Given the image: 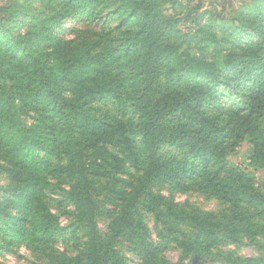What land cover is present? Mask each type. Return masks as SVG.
Segmentation results:
<instances>
[{
  "label": "trees",
  "instance_id": "16d2710c",
  "mask_svg": "<svg viewBox=\"0 0 264 264\" xmlns=\"http://www.w3.org/2000/svg\"><path fill=\"white\" fill-rule=\"evenodd\" d=\"M169 1L67 0L68 32L79 23L114 22L108 32L72 39L56 32L64 27L59 4L37 13L27 2L21 12L6 10L0 19V174L7 179L0 186V248L24 245L46 254L39 256L50 261L45 264H129L117 249L125 240L140 264H193L183 260L213 256L225 243L252 235L260 250L253 264H264V182L227 165L228 152L248 136L251 162L264 167V0L249 9L260 20L241 16L240 24L214 26L197 19L191 33L168 12ZM24 13L30 24L15 32ZM248 26L246 36L240 28ZM231 88L232 103L213 111ZM32 111L39 116L29 124ZM162 186L197 191L225 206L213 212L179 205L155 191ZM49 193L74 208L84 237L74 256L50 257L67 228L59 225ZM100 206L109 219L106 233ZM254 210L261 220L253 219ZM146 212L159 223L162 242L148 239ZM183 226L192 227L190 234ZM173 241L181 248L176 262L161 254Z\"/></svg>",
  "mask_w": 264,
  "mask_h": 264
},
{
  "label": "rangeland",
  "instance_id": "374dc122",
  "mask_svg": "<svg viewBox=\"0 0 264 264\" xmlns=\"http://www.w3.org/2000/svg\"><path fill=\"white\" fill-rule=\"evenodd\" d=\"M254 0H170L166 7L168 12L175 15L178 19V24L181 30L185 33L193 32L197 25V19L200 20L202 24H213L214 26H219L224 20L230 21L232 25L239 23L237 20L241 16H249L251 18L260 20L259 18L253 17L251 11L249 10ZM27 2L29 7V12L37 13L43 9L52 6L53 4L60 5V14L61 21H63V26L60 30L56 28V32H59L60 37L63 39H72L75 36L79 35L81 38L86 32H93L92 34L102 33L103 31L108 32L112 28L114 22L104 21L102 19L99 24L88 23L82 24L79 23L74 26V29H77L76 32H68V29L72 22L71 9L66 8L69 6L67 0H0V19L4 18L7 15L6 11H16L21 12L23 10L22 3ZM259 4L263 0H259ZM258 4V5H259ZM257 5V4H256ZM29 15L25 13L20 15L18 18V25L15 29V32H23L29 26ZM228 23V22H227ZM240 24V23H239ZM244 35L248 36L249 30L251 27L240 28ZM66 31V32H65ZM220 35V34H219ZM221 36V35H220ZM232 92V88L228 91L222 92L220 94V99L216 102V108L213 111H222V109L228 107L231 102V97L229 93ZM212 103V104H213ZM102 104L105 105V102L98 103L99 107ZM214 105H210L212 108ZM28 122L31 124L36 121V116H39V113L32 111L28 115ZM165 150H170L168 147H165ZM254 147L251 143L250 138L247 136L240 145L231 149L228 152L227 156V165L229 167H242L248 171L254 172L256 176V181L261 186L264 182V167L256 166L251 162V157L253 155ZM56 180H53L55 182ZM7 184V179L4 175L0 174V186H5ZM105 184V182H101ZM65 186V185H64ZM155 191L165 194L168 197H171L177 204L197 206L205 211H220L225 205L222 204L216 198L202 194L197 191H180L174 190L169 186H162L155 189ZM59 192V191H58ZM97 198L100 200L101 205L105 206V198L103 193L96 192ZM49 204L53 213L57 217V221L60 226L67 228L66 235L60 237V239L52 247L49 248L50 257L54 256H74L78 252L79 240H83V233L81 230L76 227L78 221L75 216L74 208L70 203L63 201L59 193H49ZM100 206L101 208H103ZM100 213L98 219L100 230L103 233L107 232V225L109 219L106 212ZM254 220H261L263 218L261 213L254 210ZM144 221L148 230V239L152 242H162L161 240L164 236L161 234V227L156 221L155 216L150 212L144 213ZM183 230L187 234H190L192 231L191 226H183ZM6 236H3L5 238ZM80 238V239H79ZM1 239V240H2ZM258 239L256 236H244L239 242H227L219 249L216 250L215 255L206 257V258H196L183 260V263H193V264H253L252 257L260 255V250L257 247ZM164 244V243H163ZM167 245L162 250V255L170 262H176L181 257V248L179 242L173 241L166 243ZM117 249L122 256L127 259L129 264H140L141 261L136 257V255L130 249L128 243L125 240H121L117 244ZM43 254V253H42ZM33 253L28 247L24 245L11 247V249H6L5 247L0 248V264H45L50 262L43 261L39 256H46V254ZM52 260V258H51ZM189 261V262H188Z\"/></svg>",
  "mask_w": 264,
  "mask_h": 264
}]
</instances>
